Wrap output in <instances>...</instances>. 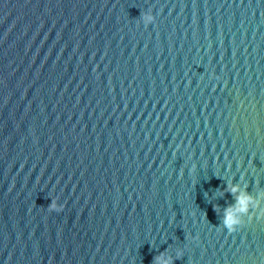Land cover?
<instances>
[{
	"label": "water",
	"instance_id": "1",
	"mask_svg": "<svg viewBox=\"0 0 264 264\" xmlns=\"http://www.w3.org/2000/svg\"><path fill=\"white\" fill-rule=\"evenodd\" d=\"M156 256L264 264V0H0V264Z\"/></svg>",
	"mask_w": 264,
	"mask_h": 264
},
{
	"label": "clouds",
	"instance_id": "2",
	"mask_svg": "<svg viewBox=\"0 0 264 264\" xmlns=\"http://www.w3.org/2000/svg\"><path fill=\"white\" fill-rule=\"evenodd\" d=\"M141 15L146 21L153 22L154 20V17L151 13H142ZM226 188L229 193L235 196V203L225 208L222 223L224 224L228 233H233L237 231L242 224L239 214L247 213L249 211V205L252 204L253 201L251 195L247 191L240 192L239 188L235 185L228 187L226 184ZM47 208L49 212H60L63 208V205H58L57 200L52 198L51 203L47 206ZM159 259L160 258L158 256L153 257L152 264H159Z\"/></svg>",
	"mask_w": 264,
	"mask_h": 264
}]
</instances>
